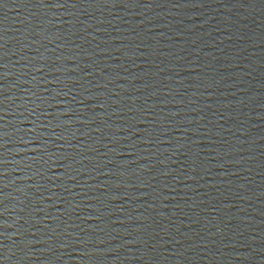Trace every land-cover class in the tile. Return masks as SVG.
Returning a JSON list of instances; mask_svg holds the SVG:
<instances>
[{
    "label": "water",
    "instance_id": "95a60500",
    "mask_svg": "<svg viewBox=\"0 0 264 264\" xmlns=\"http://www.w3.org/2000/svg\"><path fill=\"white\" fill-rule=\"evenodd\" d=\"M0 264H264V0H0Z\"/></svg>",
    "mask_w": 264,
    "mask_h": 264
}]
</instances>
